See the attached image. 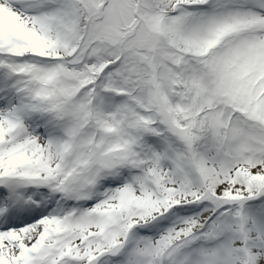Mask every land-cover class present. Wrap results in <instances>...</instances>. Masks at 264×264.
I'll list each match as a JSON object with an SVG mask.
<instances>
[{
	"label": "rangeland",
	"instance_id": "1",
	"mask_svg": "<svg viewBox=\"0 0 264 264\" xmlns=\"http://www.w3.org/2000/svg\"><path fill=\"white\" fill-rule=\"evenodd\" d=\"M99 1L47 3L34 0L31 10L19 18L0 16V45L5 44L7 48L2 49H9L0 50V66L28 80L21 93L24 100L21 95L16 99L23 105L22 112L26 116L43 120L41 132L45 133L31 132L22 119L4 125L0 132V175L10 177L6 187L12 188L17 174L43 175L55 169L57 182L40 188L38 194L45 191L54 197L51 208L63 201L54 219V231L42 232L38 239L14 244L0 231V251L10 250L11 244L19 255L13 254L0 264L30 263L44 248L47 256L36 264H85L83 259L92 256L88 252L94 255L100 252L99 248L105 249L102 242L110 249L121 243L122 254L118 259L108 253L98 256L96 264H264V204L258 211L256 207H244L242 202L240 205L228 202L239 200L224 198L226 194L245 198L250 193L248 184L240 180L239 174L264 179V104L257 112L256 107L251 109V115L227 107L225 99L232 92L225 86L224 77L226 74L228 81L234 79L233 85L241 93H249L264 102V12H253L258 8L247 0H123L127 6L118 7L125 22H130L128 8L142 19L148 29L144 28L141 34L155 50L152 55L149 51L142 56L151 66V75L149 89L146 83L142 88L148 98L140 100V104L155 110L153 113L140 110L144 117L155 118L159 124L166 123L165 116L177 107L170 104L174 86L155 64L162 45L159 37L171 39L173 49L177 40L187 49L198 52L199 60L190 59L193 71L185 74L188 89L193 94L182 92L175 97L179 105L193 102L191 107L205 115L198 126L207 123L211 134L205 142L209 143L206 156L198 161L206 174L203 178L198 172V177L192 180L190 175L194 177L198 170L193 162L197 150L190 147L181 154L177 146L167 144L155 132L146 135V131L132 125L133 111L138 104L132 97L137 94L126 92L121 76L113 78L116 70H124L126 61L114 62L111 55L106 56V50L101 52L102 48L87 42L84 35L76 38L75 31L83 30L79 26V9L85 13L87 23L84 24L94 25V28L101 25L95 23L97 18L94 17L98 11L103 13ZM55 3L62 6V14H57ZM258 6L264 7V0ZM110 8L112 13L116 6ZM164 12L168 13V18L181 21L178 37L164 28V25L175 27L173 21L163 19ZM257 13L261 16L255 17ZM85 47L90 50L87 56L99 51L106 56L107 68L98 67L103 68L99 72L97 65H85L88 62L83 58ZM212 55V67L217 68V77L222 75L224 82H214L216 74L211 76L208 71L207 59ZM65 57L67 62L83 70L78 80L67 88L61 75L64 73L58 68V61L65 63ZM2 62H9L12 69ZM32 71L39 77L37 87L46 93L47 89L56 91L58 83L57 90L61 93L54 96L58 97V102L52 96H47L53 101L50 103L35 95L28 74ZM85 76L92 82L83 86ZM147 78L144 76L142 80L148 82ZM237 95L238 99L244 96L239 92ZM51 111L62 114L59 121ZM31 125L36 126L33 121ZM190 126V123L186 125ZM194 134L188 133L190 140ZM183 163L189 168L184 176L180 168ZM109 164L115 166L114 169L108 168ZM69 174L75 178L70 189L61 193L57 190L58 182ZM122 176L124 178H120ZM211 179L215 182L212 191L217 199L198 200ZM161 185L164 189H180L175 193L176 198L173 192L169 197L175 205H163L165 201L158 197ZM182 185L198 195L183 196L188 192L182 190ZM6 187L0 186V190L8 195ZM107 194L106 199L97 197ZM148 203L153 207H148ZM130 205L136 216L124 220L121 212L123 208H131ZM213 222L219 223L216 230H222L215 242L207 244L201 240L202 235L190 234L198 228L208 233ZM184 236L190 238L183 242V248L169 244L179 242ZM65 245L67 250L79 255L73 260L66 257L62 249ZM79 247L82 250H77Z\"/></svg>",
	"mask_w": 264,
	"mask_h": 264
},
{
	"label": "trees",
	"instance_id": "2",
	"mask_svg": "<svg viewBox=\"0 0 264 264\" xmlns=\"http://www.w3.org/2000/svg\"><path fill=\"white\" fill-rule=\"evenodd\" d=\"M87 0H84L86 2ZM113 1H117L118 4L116 5V9L114 12H111V8L113 7ZM108 1L107 3L102 4L103 13L100 15L101 19L97 20L96 23H101V25L97 28H94L92 31V37L98 39L100 42L103 43V46L109 47L111 50H113V54L116 57V63L120 60L124 59L125 62V68L126 72L124 73L125 77L129 78L128 84H126V91L129 93H136L138 101L141 99L142 94L138 93V89L136 87L137 80L135 79L138 74H142L145 72H148L146 70V65H149L147 60H145L142 56L146 55L151 51L154 50V47H150V43L148 41V38H144L143 34L141 32L144 31V24L142 20L138 19L132 12L130 8L126 10V13L129 14L130 22H125L121 13L119 12L118 7L121 6L119 3L120 0H113ZM146 2L150 0H145ZM79 26L80 28L83 27L87 23V19L85 16V13L83 10L79 9ZM133 14V15H132ZM168 18V13L165 12L163 15V19ZM169 20L173 21L175 24V27L169 28L165 27L166 31L172 33V35H178L180 34L182 27H181V21L168 18ZM89 20V19H88ZM84 29V27H83ZM147 29V28H145ZM88 31V28L84 32L82 29L77 30L81 35H86ZM167 37L169 35L167 34ZM161 38L162 45L160 46L161 49L158 51V60L160 68L159 70L166 69L169 73H171L170 69L174 65V60L177 55H180L182 58L183 68L182 72H184L187 68L188 64V52L190 51L184 45L176 40L175 45H173L174 49L172 48V40L166 37H159ZM88 41H90V36L88 37ZM157 45V44H155ZM155 51V50H154ZM154 53V52H153ZM150 55V56H151ZM143 62V64H142ZM132 81V82H131ZM34 84H37V80L34 81ZM58 83L55 87L56 91L49 92L47 89V93L40 88H37L36 91L39 96H47V95H56L58 93ZM139 104V103H138ZM177 106V105H176ZM181 106L179 109L178 107ZM259 106V102L256 100V98L249 94L244 92V96L240 100V109L241 113H246L247 115H251L249 112L251 109L255 108V112H257V108ZM140 108H144L143 105H139ZM178 107H174L176 110H174L172 113L167 114L165 118L168 122L167 128L170 132H172L175 136L181 138L182 133L179 131V128L188 125V123L191 124L190 128L186 129V132L193 135L194 137L191 139L192 141V147L191 149H197L198 151L204 150V147L207 145L205 142L208 140V138L211 137L210 132L207 130L208 124H204V126H198L200 122L203 121V116L200 115L199 112L197 113L194 109V107H190L187 104L178 105ZM158 114V113H157ZM134 118L138 119V125L141 126H147L148 128H151V124L153 120L150 117H143L139 114V112H134ZM145 118L147 119V123L145 122ZM188 118L190 121H186L185 119ZM144 121V122H143ZM209 141V140H208ZM209 146V143H208ZM93 158H96V155L93 156ZM239 177L241 178V181H245L249 189L252 191H255L259 189L257 192V196H261L264 194V179H255L251 177L249 174H245L244 176H241L239 174ZM215 182L211 179L208 181V187L206 188V192L203 193V198L205 199H212L214 198V194L212 191L213 184ZM71 184V180H68L63 184V186H69ZM171 192L175 194L177 192L176 189H164L162 193V199L161 201H165V204L170 203L169 197L171 196ZM186 192V191H185ZM224 198H231V196H227Z\"/></svg>",
	"mask_w": 264,
	"mask_h": 264
},
{
	"label": "bare ground",
	"instance_id": "3",
	"mask_svg": "<svg viewBox=\"0 0 264 264\" xmlns=\"http://www.w3.org/2000/svg\"><path fill=\"white\" fill-rule=\"evenodd\" d=\"M34 0H0V16L7 15L15 18L21 17L30 10V4ZM47 3L53 2V0H46ZM259 3V0H254ZM45 2V1H43ZM62 6H58L56 3L54 8L57 10V14L63 12ZM14 8H17L16 10ZM62 14V13H61ZM71 17V16H69ZM68 20V19H67ZM263 24V21L260 22ZM0 74L5 76V79H0V132L4 125L11 124L14 118L18 117L22 110V104L19 100L15 99L17 95L26 88L28 80L20 75H14L6 72L0 67ZM22 95L20 96V98ZM21 100H24L22 97ZM121 188V187H118ZM32 195L25 193V197ZM37 194H35L36 196ZM34 196V197H35ZM99 200L106 199L109 195L100 196L97 195ZM53 199L52 195L44 194L43 200L39 202V206L35 205L32 200L28 204L23 203L19 199L16 201V206L8 200L6 195L0 191V223H3V232L6 238L10 240V243H21L31 241L32 239L40 238L39 234L42 232L54 231L55 221L57 218V211L59 206L51 208L49 204H46L47 200ZM20 207V210L24 207H33L35 211L30 214H23L21 217H7L13 210ZM52 216V218L50 217ZM9 249L0 251V261L4 262L6 258L14 255H18V251L11 247ZM19 256V255H18Z\"/></svg>",
	"mask_w": 264,
	"mask_h": 264
}]
</instances>
